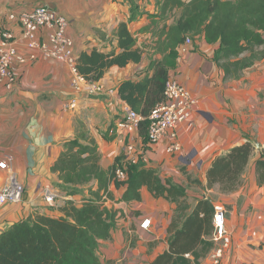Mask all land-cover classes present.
<instances>
[{
    "label": "crops",
    "instance_id": "1",
    "mask_svg": "<svg viewBox=\"0 0 264 264\" xmlns=\"http://www.w3.org/2000/svg\"><path fill=\"white\" fill-rule=\"evenodd\" d=\"M38 4H47L70 20L67 32L74 40L77 55L92 48L107 52L115 47L113 33L122 22H128L137 45L145 48L148 55L139 63L111 67L99 82L116 91L99 97L83 92L78 95L75 109L66 108L67 99L74 94L72 68L42 53L26 63L15 64L18 84L13 91L0 82V153L11 157L12 171L26 188L22 202L0 206V234L37 214L64 216L63 208L69 200L82 205L91 197V189L98 187L96 180L74 186L76 193L70 194L62 186L59 173L53 170L65 142L79 138L86 143L89 138L98 145L103 169H109L126 145L132 143L140 150L136 161L142 160L145 167L185 187L192 205L200 198H210L216 208L223 207L231 244L222 264H264V186L258 184L256 172L264 152V58L247 68L240 78L226 79L214 60L219 44L197 37L187 51H179L170 76H176L193 91L197 104L191 119L178 128L182 153L173 154L167 150L168 139L150 144L148 130L141 133L137 129L125 135L117 131L129 108L119 94L121 82L139 80L144 75L160 29L172 22L158 15L156 0H138L140 14L131 22L129 0H0V24L10 25L20 39V27L9 21L10 13ZM49 31L43 28L39 39L48 42ZM18 46L21 53L30 54L23 43ZM154 57L160 59L162 55ZM112 125L116 132L110 128ZM248 139L254 151L240 188L227 193L219 184L209 187L207 172L214 159ZM2 173L4 179L7 173ZM48 186L60 193L52 203L43 197ZM109 190L114 199L107 198L105 204L118 210L119 217L111 238L101 241V264H151L169 248L168 227L177 204L155 197L147 186L141 190L142 200L133 202L119 201L126 186L111 184ZM146 217L152 218L148 230L140 226ZM212 237L213 234L208 238L215 245ZM211 250L201 262L208 260Z\"/></svg>",
    "mask_w": 264,
    "mask_h": 264
},
{
    "label": "trees",
    "instance_id": "2",
    "mask_svg": "<svg viewBox=\"0 0 264 264\" xmlns=\"http://www.w3.org/2000/svg\"><path fill=\"white\" fill-rule=\"evenodd\" d=\"M129 22L139 14L138 0H129ZM158 15L169 20L159 32L152 49L153 56L139 80H124L119 94L130 108L146 119L141 133L148 130V118L157 104L165 100L166 83L170 71L176 67L180 48L187 39L203 38L219 44L214 60L224 71L226 79H238L258 60L264 58V0H156ZM106 38V35H103ZM112 39L111 37H108ZM117 45L109 51L100 48L83 50L77 55V72L89 81H100L113 66L125 67L139 63L148 55L137 45V38L128 22L119 24L113 33ZM161 54L156 58L154 55ZM110 128H115L112 125ZM108 138H110L108 136ZM254 144L251 140L232 148L212 162L207 172L208 186L220 185L222 192H235L242 185V177L250 162ZM122 153L109 169L100 164L95 139L79 138L64 143V150L53 166L59 173L62 186L70 194L77 185L97 181L91 197L82 205L69 200L63 208L64 216L37 214L13 224L0 234V264H101V241L108 240L117 225L119 211L108 207L106 199H114L111 184L126 186L119 201L142 200L141 190L147 186L157 198L177 204L168 232L169 248L151 264H199L214 243L209 240L214 232L216 206L210 198H200L192 205L187 190L159 172L147 168L142 160L124 164ZM124 166L126 179L117 177V169ZM257 179L264 186V152L256 165Z\"/></svg>",
    "mask_w": 264,
    "mask_h": 264
},
{
    "label": "built area",
    "instance_id": "3",
    "mask_svg": "<svg viewBox=\"0 0 264 264\" xmlns=\"http://www.w3.org/2000/svg\"><path fill=\"white\" fill-rule=\"evenodd\" d=\"M9 21L17 23L21 30V38L18 39L10 25L0 24V82L4 87L13 91L18 84V76L15 70L16 63H26L35 59L39 53L43 56L55 58L66 62L74 73L71 80L74 94L67 99L66 108L75 109L79 105V94L86 92L91 96L99 97L113 94L115 88H107L99 81H89L80 75L76 69L77 54L74 49V40L68 34L70 20L63 14L53 10L47 4L35 5L32 9L12 12ZM43 28H48L49 41L39 39V33ZM23 43L30 51L28 56L20 52L18 44ZM192 43L190 38L180 48L181 52L188 50ZM197 99L193 91L183 84L176 76H169L165 89V100L156 105L148 118V138L150 144H157L168 139L167 150L173 154L182 153L183 146L179 139L178 128L180 124L191 119ZM146 118L139 112L128 108L123 118L117 125V131L121 135L136 131ZM124 164L138 159L140 150L132 143H128L123 152ZM12 159L0 153V206L8 203H20L24 199L26 188L21 183L11 167ZM7 175L4 179L3 173ZM117 177L126 179L124 166L117 169ZM59 191L54 186L45 187L44 200L48 203L59 198ZM214 232L212 239L216 242L208 255V260L199 264H222L226 250L230 247L231 238L227 233L226 217L223 207L216 208L214 214ZM141 228L150 229L152 218L146 217L141 222Z\"/></svg>",
    "mask_w": 264,
    "mask_h": 264
},
{
    "label": "rangeland",
    "instance_id": "4",
    "mask_svg": "<svg viewBox=\"0 0 264 264\" xmlns=\"http://www.w3.org/2000/svg\"><path fill=\"white\" fill-rule=\"evenodd\" d=\"M175 16H176V13L175 12L172 13L171 16H170V18H169V20H173Z\"/></svg>",
    "mask_w": 264,
    "mask_h": 264
}]
</instances>
